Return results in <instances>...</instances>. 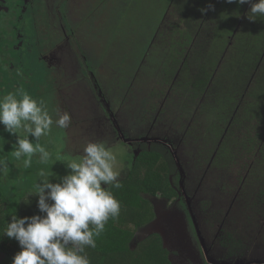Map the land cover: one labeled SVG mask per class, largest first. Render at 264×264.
I'll return each mask as SVG.
<instances>
[{
    "label": "rangeland",
    "instance_id": "rangeland-1",
    "mask_svg": "<svg viewBox=\"0 0 264 264\" xmlns=\"http://www.w3.org/2000/svg\"><path fill=\"white\" fill-rule=\"evenodd\" d=\"M9 1L15 3L14 0ZM65 1L51 2L54 15L51 20L58 21V27L61 19L67 32L71 33L68 18L64 17L68 15ZM95 1L93 8L82 15L83 29L77 32L74 45L63 49L60 64L58 66L56 61L54 70L49 66L46 68L47 63L38 59L39 51L34 42L40 35L35 32L36 27L32 28L31 24L24 29L12 26L14 30L17 28L18 33H23L24 46L15 47L11 52L8 50L11 59L17 62L19 75L11 76L15 81L18 75V83H4L5 93L23 89L34 98H43L54 120L57 118L56 109L67 111L72 116L68 129H60L54 124L51 133L38 141L52 154L48 163L41 165L39 170L54 172L51 181L60 180L71 172L65 161L82 155L83 148L89 142L103 141L117 154L116 167L122 178L132 169L134 152L141 148L137 145L139 141H168L176 148L186 175V178L182 173L176 176L177 180L182 177L181 183H184L187 193V198L183 194L178 199V207L183 209L181 239L188 242L189 224L197 255H201L202 251L206 258V261L201 260L203 264H264V207H253L251 204L255 200L249 195L251 189H257V186L244 182L240 171L233 175L235 182H230L228 178L225 187L210 182L206 171L209 162L197 158L199 153H207V138L197 144L190 143L188 138L191 132L181 130L183 126L185 130L188 128L192 112H184L183 106L177 107L176 102L179 97L200 94L198 68L186 65L189 53L184 54L183 43L176 39H168L167 43L155 39L149 45L151 35L158 30H166V19L165 22L161 21L164 13L169 12L171 16L175 13L172 8L168 10L172 0ZM91 2L88 4L90 7ZM6 18L0 15V23ZM181 31L190 33L183 24ZM6 33L13 31L10 29ZM32 42L33 46L30 47ZM159 43L163 45L160 47ZM192 58L188 57L189 60ZM29 139L36 143L34 137L30 136ZM16 141L17 136L5 131L4 125L0 124V157L10 161L8 174L0 181L7 188H14L10 191L14 202L24 189V171L32 175L38 172L37 165L44 164L37 154L32 159L31 167L25 169L23 159L16 161L12 155ZM181 141H184L182 147ZM58 157L62 161H57ZM18 179H21V183ZM28 192L22 204L36 195H28ZM146 197L151 200L154 212V203L164 202L165 199L161 194H148ZM172 202L168 201L167 205H162L163 208L160 204L158 210L162 212L168 209ZM178 216L177 213V219ZM154 221H148L145 226L152 230L164 227V224ZM148 231L147 228L138 230L136 239L145 238ZM230 232H235L237 241L233 240ZM237 244L242 248L236 247Z\"/></svg>",
    "mask_w": 264,
    "mask_h": 264
},
{
    "label": "trees",
    "instance_id": "trees-1",
    "mask_svg": "<svg viewBox=\"0 0 264 264\" xmlns=\"http://www.w3.org/2000/svg\"><path fill=\"white\" fill-rule=\"evenodd\" d=\"M254 2L256 0H249L241 5L236 0L232 3L228 0H172L170 9L175 12L172 15L181 27L182 24L185 25L192 34L191 40L195 42L185 63L188 67L195 66L199 70L197 79L201 91L196 96L201 97L215 78L212 86L225 90L229 98V103L220 105L216 111L222 117V123L225 121L224 124H227L233 117L234 110L240 107V115H236L235 122L221 145L219 158L226 155L224 164L228 166L230 163L235 164L243 156V170L251 169L244 182L257 186V189L253 188L252 193H249L251 199L255 200L251 205L264 207V18L258 17L254 21L248 18ZM170 17L171 14L168 18ZM5 36V29L0 23V96L6 94L4 83L14 81L11 73L19 75L17 62L7 58H11L8 50L11 52L16 47L21 36H18L17 28L13 29V39L8 41ZM189 56L193 57L192 60L188 59ZM18 75L14 82L18 83ZM242 97L245 99L241 102ZM258 128L263 132H257ZM218 137H221L220 134ZM218 141L214 142L215 146ZM151 143L142 144L135 151L132 169L119 178L122 187L109 189L120 201L121 211L118 218L109 219L105 231L96 238V247H85L84 254L89 258L90 264H172L168 258L170 251L163 246L159 234H153L148 242L140 243L135 249L131 246L137 231L155 217L152 202L146 196L161 194L169 199L178 196L179 184L175 174H179L180 167L174 152L162 142ZM41 165L46 164L37 165L38 172L32 175L27 170L24 171V189L16 202L10 193L14 188H7L0 181V252L13 258L21 247L14 238L3 236V231L13 215H43L38 208V195L21 203L26 192L40 179L38 174ZM18 180L21 183V179ZM52 182L59 180L54 179ZM227 182L223 178L217 181L222 187ZM253 211L257 212L255 209ZM230 234L237 241L235 232ZM238 246L239 244L236 247Z\"/></svg>",
    "mask_w": 264,
    "mask_h": 264
},
{
    "label": "clouds",
    "instance_id": "clouds-1",
    "mask_svg": "<svg viewBox=\"0 0 264 264\" xmlns=\"http://www.w3.org/2000/svg\"><path fill=\"white\" fill-rule=\"evenodd\" d=\"M236 2L242 5L249 0ZM258 17L264 18V0H256L248 12L250 20ZM55 116L54 120L43 98H34L23 89L0 96V124L17 136L12 155L16 161L23 159L25 169L31 167L37 154L44 164L52 158L38 141L51 133L54 124L60 129L70 127L69 112L56 109ZM58 160L62 161L59 157ZM9 162L0 157V178L7 176ZM65 162L71 172L59 182L50 180L54 172L42 169L40 179L29 189L28 195H38V208L43 215H13L7 223L3 236L14 238L21 247L12 264H90L85 247L95 248L96 238L105 231L109 219L119 217L121 203L109 189L122 187L121 174L116 167L117 154L106 142H89L82 155Z\"/></svg>",
    "mask_w": 264,
    "mask_h": 264
},
{
    "label": "flooded vegetation",
    "instance_id": "flooded-vegetation-1",
    "mask_svg": "<svg viewBox=\"0 0 264 264\" xmlns=\"http://www.w3.org/2000/svg\"><path fill=\"white\" fill-rule=\"evenodd\" d=\"M11 1L13 2V0ZM14 1L15 3H10L9 0H0V14L1 16L7 17L4 20V22H1V26L3 27V29H5V32H8L10 29L13 31L14 29L13 27H21L24 29L25 27H29L30 24L32 28L36 27V29L34 30L36 33L40 35L39 39L35 40L34 42L37 45L36 49L39 51L40 58L38 59L39 61L44 60L48 64V65L46 64V68H48L49 66L53 70L55 69L56 61L58 62V66L60 64L59 59L61 56V52H63V49L69 47L70 45H74V41H75L74 39L77 35V32L83 29L81 25L83 23L82 15L85 13L87 9L93 8L92 4L94 3V1L91 2V7H90L88 6L86 0L65 1L66 3H64V5L68 6L67 9L68 15L64 17L68 18L67 21L69 22L71 28V33H68L67 30L65 29L66 26H64L65 22L62 23L61 19H59V25L57 27L56 23H58V21L51 20L54 15L52 14L53 11H51L50 4L55 0H14ZM44 5L47 7H45ZM11 7H13L14 9H11ZM76 10H78L79 12L77 13ZM16 23L20 24V26L15 25ZM76 25H80V26L78 27ZM12 35L13 33H6L5 38L8 39V41H10L11 39H13ZM18 36H21V41L18 40L17 45L15 46L23 47L24 35L23 33H18ZM29 45L30 47H32L33 42L30 43ZM7 59L10 60L11 58H7ZM10 76H16V74L13 72L11 73ZM57 88L61 89L60 87ZM152 141L162 142L169 147L171 146L173 147V148L171 147V149L174 152L177 163L179 164L180 167L179 173H182L184 175L181 163L178 158V152L176 148H174L173 145L170 146V144L167 141L159 140V139H147L145 141H139L137 145L141 146L142 144H147V143L148 145H151ZM175 175H177V173ZM184 176L186 178V175ZM178 182H179V186H178L179 188L177 187V191H178L177 197H174L172 199L164 197L165 198L164 202L162 200L159 203L158 202L154 203L156 208V212H155L156 220L159 219L158 220L159 223L164 224V227L160 226L158 228H154V229H159L160 231L151 234L146 233V235L144 236L145 238L142 237L141 239H136V238L133 239V241L131 242V246L132 248L135 249L139 246L140 243L148 242L151 239V237H153V234L154 236L159 234L162 238L163 246L170 251L168 253V258L171 260L172 264H198V263L203 264L201 260L204 259L206 261V258L202 251H201V255L200 254L197 255L195 248V240L189 229V224H188V233L190 235V238L188 242H184L181 239L180 223H182L181 211L183 209L178 207V199L181 196H183V194H185L187 198V193L184 189V183H181L183 182L182 177L179 178ZM166 201L167 202L173 201L172 202L173 204L168 209H163V211L160 212L158 210L160 209L159 205L161 204V208H163L162 205L164 204L167 205ZM191 211L193 210L191 209ZM177 213L179 214L178 219H177ZM155 217L152 219V221L155 220ZM193 217H194V221L196 222L195 215H193ZM146 227L147 229H149V231L152 230L150 229L149 226L146 225L144 228ZM144 228L141 227L140 229L142 230ZM161 231L164 233L166 240L164 239ZM202 240L204 241L203 238ZM218 247H224V246L219 245ZM240 247L242 248L241 245H239L238 248Z\"/></svg>",
    "mask_w": 264,
    "mask_h": 264
},
{
    "label": "crops",
    "instance_id": "crops-1",
    "mask_svg": "<svg viewBox=\"0 0 264 264\" xmlns=\"http://www.w3.org/2000/svg\"><path fill=\"white\" fill-rule=\"evenodd\" d=\"M86 1L88 4L91 2V1L89 2V0H86ZM94 3H96L95 0H94ZM168 10L170 11V7L168 8ZM164 14L165 15L162 16L163 18H161V21L165 22V19H166L167 21L166 30L165 31L158 30L155 32L154 35H151L149 45L151 46L152 40H155V39L164 40L163 41L164 43L165 42L167 43L166 40L168 39H176L177 42L183 43L184 45L183 51L185 50L184 54L187 55L195 44L194 40H191L192 34L181 31V25H179L176 18L174 16H171L170 18H168L169 12L168 14L166 13ZM86 29H87V26H86ZM90 35H92L91 32H90ZM165 37L167 38L165 39ZM162 43H159L160 47L161 45H163ZM214 82H215V78H213L206 92L203 93L201 97L182 96L178 98V101L176 102V106L179 108L183 106L182 107L184 108L183 111L186 113L192 112V118L189 120L188 128L185 130V126H183L181 127V130H183L184 133L185 132L187 133L188 131L191 132V135L188 138L190 143L197 144V143L202 142L204 138H207V144H208L207 153L201 152L199 153L197 158H199L200 161H204V160L209 161V165L208 167H206V171L208 172L207 175L209 177L207 178H209L210 182L214 183L222 178L223 180H227V181L229 178L230 182H235L233 179V175H235L234 173H237L239 171H240V177H243V181H244L250 175L251 169L243 170V161H242V159H244L243 156L240 159H238V161L235 164L230 163L228 166H225L224 164L227 159L226 155H224L222 158H219L220 156L219 146L222 145V143L225 140L226 135L229 134L231 126L235 122L236 115L237 114L240 115L239 113L240 107H237L234 110L233 117H231V119L228 120L227 124H224L225 121H223L222 123V117L217 115L216 111H217V108L220 107V105L222 104L225 105L226 103L228 104L229 98H228V95H226L225 90L212 86ZM244 99L245 97H242L241 102ZM169 131L170 130H168V132ZM256 131L263 132L260 130V128H258ZM219 134L221 136L220 138L218 137ZM217 140H219L218 145L216 144L215 146L214 142ZM183 142L184 141L180 142L181 147L183 146ZM169 144L172 145L171 143ZM233 165H234V168H232Z\"/></svg>",
    "mask_w": 264,
    "mask_h": 264
},
{
    "label": "water",
    "instance_id": "water-1",
    "mask_svg": "<svg viewBox=\"0 0 264 264\" xmlns=\"http://www.w3.org/2000/svg\"><path fill=\"white\" fill-rule=\"evenodd\" d=\"M158 220H156L154 222L157 223V222H159ZM159 231H160L159 229H153V230L148 231V234H151V233H154V232H159ZM162 234H163L164 239L166 240V237H165L163 232H162ZM13 259L14 258L11 255L6 254L4 252H0V263H10V264H12Z\"/></svg>",
    "mask_w": 264,
    "mask_h": 264
}]
</instances>
